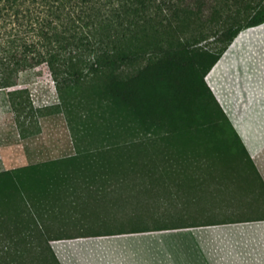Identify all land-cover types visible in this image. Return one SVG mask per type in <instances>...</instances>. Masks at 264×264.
<instances>
[{"label": "trees", "instance_id": "trees-1", "mask_svg": "<svg viewBox=\"0 0 264 264\" xmlns=\"http://www.w3.org/2000/svg\"><path fill=\"white\" fill-rule=\"evenodd\" d=\"M262 22L264 0H0V89L21 133L45 107L20 76L44 66L76 148L0 170V264H63L57 239L264 219L196 223L137 209L104 217L115 229L76 235L54 220L62 199L180 176L187 164L221 163L264 206V178L206 80L239 31ZM210 36L215 44H199Z\"/></svg>", "mask_w": 264, "mask_h": 264}, {"label": "rangeland", "instance_id": "rangeland-1", "mask_svg": "<svg viewBox=\"0 0 264 264\" xmlns=\"http://www.w3.org/2000/svg\"><path fill=\"white\" fill-rule=\"evenodd\" d=\"M263 30L247 33L239 44ZM208 43H216L213 36L199 44ZM256 44L251 51L243 46L233 54L220 95L234 115L257 116L262 121L260 136L264 137V36ZM20 81L29 87L34 106L45 108L38 114L33 132L23 135L7 90L0 89V170L76 151L66 115L54 107L60 98L48 69L44 66L28 69L21 74ZM224 168L221 163L206 167L201 164L196 168L187 164L180 176L170 171L165 177L152 178L144 185H136L141 180L131 179L117 188L87 192L74 203L76 198L72 195L62 199L57 209L60 216L54 217L58 221L55 227L72 235L89 229H104L103 226L111 223V219L104 217L137 209L145 213L166 212L174 219L196 223L261 214L264 206L260 199L238 179L229 176ZM108 227L115 229L114 225ZM222 233L219 227L202 224L163 232L75 236L52 240L51 244L63 264H198L196 245L200 239L216 264H243L245 260L247 264H264L259 249L251 248L252 257L239 259L231 255L233 251L219 248L224 244L219 238Z\"/></svg>", "mask_w": 264, "mask_h": 264}, {"label": "crops", "instance_id": "crops-1", "mask_svg": "<svg viewBox=\"0 0 264 264\" xmlns=\"http://www.w3.org/2000/svg\"><path fill=\"white\" fill-rule=\"evenodd\" d=\"M262 29H264V22L255 26H250L242 29L234 37V39L231 41L227 49L223 52L221 57L217 60L218 65L215 68L210 78V81L207 82H209L208 84L214 91L215 95L224 107L227 114L229 115L235 128L243 139L249 153L251 154L257 168L259 169L264 178V137L260 136L262 131V127L260 125L261 120H259L258 117L253 114H247L245 117H242L240 115H234L226 107V104L222 96L220 95V90L223 85V77L226 74L228 67H231L233 54L235 52L237 53L243 46H245L244 48H247L249 51H251L252 48L254 49L255 45H258L256 43H259L260 40L262 41L264 36V30L257 36L248 37L239 44L240 39L249 32L254 33ZM235 47L236 49L233 50V48ZM248 50L246 52H248ZM229 52L231 53L229 54L227 59L223 60L225 55ZM246 52L244 51V53ZM217 62L213 65V67L217 64ZM224 62H226L225 66ZM209 72L207 73V75L209 74ZM212 225L219 227L224 231V233H222L219 237L222 239V242L224 244H220L219 248L221 247L223 249H229L233 251L231 255L239 259L250 258V256L252 255L250 253L251 248H256L259 249L261 253V258L264 259V219L222 222L215 223ZM196 249L199 261L198 264H216L215 261L212 259L211 255L209 254L205 245L201 243L200 239H198ZM243 264H247L246 260L245 262H243Z\"/></svg>", "mask_w": 264, "mask_h": 264}, {"label": "water", "instance_id": "water-1", "mask_svg": "<svg viewBox=\"0 0 264 264\" xmlns=\"http://www.w3.org/2000/svg\"><path fill=\"white\" fill-rule=\"evenodd\" d=\"M167 230H169V229H161V230H154V231H157V232H163V231H167ZM145 232V231H144ZM131 233H142V232H131ZM165 233H167L168 234V232H165ZM131 235V234H128V233H120V234H113V235ZM101 236H103V235H100L99 237H101ZM53 241H56V240H53ZM53 246V245H52Z\"/></svg>", "mask_w": 264, "mask_h": 264}, {"label": "bare ground", "instance_id": "bare-ground-1", "mask_svg": "<svg viewBox=\"0 0 264 264\" xmlns=\"http://www.w3.org/2000/svg\"><path fill=\"white\" fill-rule=\"evenodd\" d=\"M217 65H218V62H217V64L211 69V71L209 72V74L207 75V80H208V81H210V78H211V76H212V74H213L215 68L217 67Z\"/></svg>", "mask_w": 264, "mask_h": 264}]
</instances>
